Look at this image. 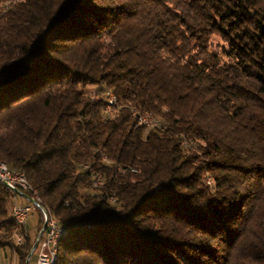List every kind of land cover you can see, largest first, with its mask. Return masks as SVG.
<instances>
[{"label": "trees", "instance_id": "obj_1", "mask_svg": "<svg viewBox=\"0 0 264 264\" xmlns=\"http://www.w3.org/2000/svg\"><path fill=\"white\" fill-rule=\"evenodd\" d=\"M0 161L54 264H264V0H0ZM24 194L0 183L10 264L44 232Z\"/></svg>", "mask_w": 264, "mask_h": 264}, {"label": "built area", "instance_id": "obj_2", "mask_svg": "<svg viewBox=\"0 0 264 264\" xmlns=\"http://www.w3.org/2000/svg\"><path fill=\"white\" fill-rule=\"evenodd\" d=\"M113 106L114 104L112 103V97L111 95L107 94L105 112L111 115L113 113ZM132 117H134L137 122H140L142 124L156 123V118L154 117H151V120H143V115L133 114ZM0 174L2 177H4V186L6 187V189L14 192L13 189L18 188L22 192H27L25 191V183L23 182L20 173H17L15 170L9 169V167H5L4 165L0 164ZM33 199L36 201V204L34 205L40 210L44 220H47V224L45 229L43 230L44 232L42 236H37V245L35 248L37 257L35 264H51V241L57 237L61 226L59 224H54L51 222V218L49 217L47 210L42 209L40 206V198ZM111 200L114 201L113 199ZM31 209V204H20L15 199V202L12 205L11 214L18 227H22L26 224ZM27 235L28 234H21V232H15V243L20 244ZM13 263H15V261H13Z\"/></svg>", "mask_w": 264, "mask_h": 264}, {"label": "bare ground", "instance_id": "obj_3", "mask_svg": "<svg viewBox=\"0 0 264 264\" xmlns=\"http://www.w3.org/2000/svg\"><path fill=\"white\" fill-rule=\"evenodd\" d=\"M107 94L111 95V97H112V103L115 104V103H116V98H115V96L112 94V92L108 91ZM133 114H136V115H143V120H151V117L156 118L153 114H146V115H145V114H142V113H140V112H139L137 109H135V108H132V109H131V115H133ZM158 124H159V122H158V119H157V118H156V123H145V124H142V123H140V122H137V125H144V126H146V127H155V126H158ZM182 145H183L184 147H186L187 144H186V142H183ZM0 164H1V165H4L5 167H9V166H8L5 162H3V161H0ZM9 169H11V168L9 167ZM15 171H16L17 173H20V175H21V177H22V179H23V182L25 183V191H27V192H31V193L33 194V196H32L33 198H40V197L34 192L32 186H31V184L28 182V180H27L25 174H24L23 172L18 171V170H15ZM209 182H211V180H209ZM0 183L4 186V177H2L1 174H0ZM94 183H95L96 185H100V184L102 183V181H101V176H100V175H96V176H95V181H94ZM4 187H5V186H4ZM5 188H6V187H5ZM40 206H41L42 209H46V208L44 207V205H43L41 199H40ZM49 217H50V216H49ZM50 218H51V222H52V223H54V224H58V222H57L54 218H52V217H50ZM21 234H27V233L24 232V233H21ZM62 234H63V229H62V227H61V229H60L59 232H58L57 237L51 241V253H52V261H51V264H54V262H55V260H56V257H57V244H58V240L60 239V237H61Z\"/></svg>", "mask_w": 264, "mask_h": 264}, {"label": "rangeland", "instance_id": "obj_4", "mask_svg": "<svg viewBox=\"0 0 264 264\" xmlns=\"http://www.w3.org/2000/svg\"><path fill=\"white\" fill-rule=\"evenodd\" d=\"M38 219H39V211L35 208V206H32V209L29 214V220L27 221V224H26L27 228L31 230H36ZM1 264H4V263L1 262ZM7 264H10V263L7 262ZM12 264H15V263H12Z\"/></svg>", "mask_w": 264, "mask_h": 264}, {"label": "water", "instance_id": "obj_5", "mask_svg": "<svg viewBox=\"0 0 264 264\" xmlns=\"http://www.w3.org/2000/svg\"><path fill=\"white\" fill-rule=\"evenodd\" d=\"M13 190H14V192H16L17 194H20V195L25 196L24 192H22V191L19 190L18 188H14ZM28 198H29V200H30L33 204H36V201H35L33 198H31V197H28ZM46 224H47V220H44V226H43V228H42V231L45 229ZM36 245H37V241H36L35 244L33 245V247H32V249H31V252H30V253H32V252L35 250ZM26 264H28V260H27Z\"/></svg>", "mask_w": 264, "mask_h": 264}, {"label": "crops", "instance_id": "obj_6", "mask_svg": "<svg viewBox=\"0 0 264 264\" xmlns=\"http://www.w3.org/2000/svg\"><path fill=\"white\" fill-rule=\"evenodd\" d=\"M21 201V200H20ZM20 204H27V202H23V201H21V202H19ZM32 203V202H31ZM29 204V203H28ZM28 220H29V218H28ZM27 220V221H28ZM26 224H27V222H26ZM26 226V225H25ZM29 233H30V235L31 236H35L36 235V233H35V230H31V229H26ZM0 261L2 262V263H4V264H7V258H5V256H4V254H2L1 255V258H0Z\"/></svg>", "mask_w": 264, "mask_h": 264}]
</instances>
